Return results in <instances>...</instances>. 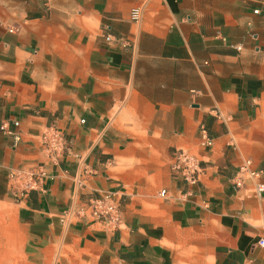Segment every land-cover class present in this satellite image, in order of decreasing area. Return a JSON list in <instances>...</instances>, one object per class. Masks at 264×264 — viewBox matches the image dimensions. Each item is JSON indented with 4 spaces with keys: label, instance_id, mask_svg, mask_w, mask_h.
<instances>
[{
    "label": "crops",
    "instance_id": "obj_1",
    "mask_svg": "<svg viewBox=\"0 0 264 264\" xmlns=\"http://www.w3.org/2000/svg\"><path fill=\"white\" fill-rule=\"evenodd\" d=\"M3 122L20 134L0 129V199L21 238L0 264H264V0H0ZM49 125L69 150L14 199L9 174L49 162ZM175 149L199 159L195 185L173 175ZM246 160L262 173L235 188ZM108 190L119 228L60 224Z\"/></svg>",
    "mask_w": 264,
    "mask_h": 264
},
{
    "label": "built area",
    "instance_id": "obj_2",
    "mask_svg": "<svg viewBox=\"0 0 264 264\" xmlns=\"http://www.w3.org/2000/svg\"><path fill=\"white\" fill-rule=\"evenodd\" d=\"M140 9L133 7L129 16L133 21L140 18ZM105 40H111V35L106 34ZM16 126V125H15ZM0 129L12 138L13 144L19 142L20 134L18 130L10 127L7 122H3ZM204 136V145L212 146L213 139L206 134L204 126L199 128ZM41 146L44 149L49 162L38 163L28 170L12 171L9 174L11 180L9 195L14 199H22L26 197L32 190L42 189L45 180L49 176L48 164L58 165L62 157L69 150L65 134L55 127L49 125L41 135ZM251 162L246 160L237 171L234 181V187L238 188L243 183V175L246 173L251 177H260L261 169H252ZM170 169L175 177L180 178L188 185H195L199 181L201 172V164L199 159L192 153L183 149H175L172 152ZM257 191L264 189V183L256 185ZM165 189L160 191L164 195ZM122 195L118 191L108 190L97 196H90L80 201L70 203L59 213L58 220L61 225H69L71 222H98L103 227L109 229H117L122 223L121 210ZM259 245H264V238L258 240Z\"/></svg>",
    "mask_w": 264,
    "mask_h": 264
},
{
    "label": "rangeland",
    "instance_id": "obj_3",
    "mask_svg": "<svg viewBox=\"0 0 264 264\" xmlns=\"http://www.w3.org/2000/svg\"><path fill=\"white\" fill-rule=\"evenodd\" d=\"M108 230L113 231L115 229L108 228ZM12 233H14V236L12 235ZM20 238H21V230L15 225L13 219L12 206L9 204L7 199H0V244L12 243V241H16L17 239ZM184 260H182V262H178L177 264H197L194 263L195 257H193V259H190L189 262L187 261V258H184ZM191 260H194V262H192Z\"/></svg>",
    "mask_w": 264,
    "mask_h": 264
}]
</instances>
